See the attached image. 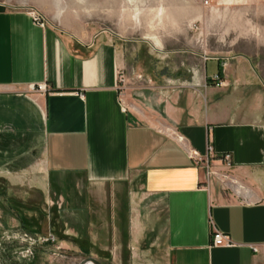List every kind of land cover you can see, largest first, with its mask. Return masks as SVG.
I'll use <instances>...</instances> for the list:
<instances>
[{
	"label": "crops",
	"instance_id": "1",
	"mask_svg": "<svg viewBox=\"0 0 264 264\" xmlns=\"http://www.w3.org/2000/svg\"><path fill=\"white\" fill-rule=\"evenodd\" d=\"M30 12L0 0V178L119 202L165 264H264V0H212L200 17L226 21L224 54L141 85L113 39Z\"/></svg>",
	"mask_w": 264,
	"mask_h": 264
},
{
	"label": "rangeland",
	"instance_id": "2",
	"mask_svg": "<svg viewBox=\"0 0 264 264\" xmlns=\"http://www.w3.org/2000/svg\"><path fill=\"white\" fill-rule=\"evenodd\" d=\"M24 2L45 22L61 21L72 30L113 39L127 56L129 69L140 75V85L149 73L183 69L190 75L189 69L203 65L205 48L211 55L227 50L226 21L209 26L208 19L200 17L202 0ZM260 60L264 66V54ZM61 196L59 191L48 196L0 178V264H79L86 257L102 264H165L163 238L147 234L133 246L125 207L119 208V202L114 210L107 201L99 205L89 198L73 206ZM50 234L55 243L42 241Z\"/></svg>",
	"mask_w": 264,
	"mask_h": 264
},
{
	"label": "built area",
	"instance_id": "3",
	"mask_svg": "<svg viewBox=\"0 0 264 264\" xmlns=\"http://www.w3.org/2000/svg\"><path fill=\"white\" fill-rule=\"evenodd\" d=\"M202 1H203L204 5L207 6L211 3L212 0H202ZM30 14L36 23H38L39 25H42V26L45 24V21L34 10H31ZM225 64L226 63H224V65ZM212 80L215 81L216 85H223V81L220 80V77L218 74L214 75ZM208 150L211 152V147H209ZM224 158L228 161L230 158L229 154H225ZM42 241L55 243L56 238L50 234L47 237H45ZM232 244L233 243L227 234L222 233L216 229L212 230V234H211V245L212 246H231ZM56 248L59 249L60 246L57 245Z\"/></svg>",
	"mask_w": 264,
	"mask_h": 264
},
{
	"label": "water",
	"instance_id": "4",
	"mask_svg": "<svg viewBox=\"0 0 264 264\" xmlns=\"http://www.w3.org/2000/svg\"><path fill=\"white\" fill-rule=\"evenodd\" d=\"M88 262H91L93 264H102L99 260H97L94 257H86L83 260H81L79 264H87Z\"/></svg>",
	"mask_w": 264,
	"mask_h": 264
},
{
	"label": "clouds",
	"instance_id": "5",
	"mask_svg": "<svg viewBox=\"0 0 264 264\" xmlns=\"http://www.w3.org/2000/svg\"><path fill=\"white\" fill-rule=\"evenodd\" d=\"M151 39H153L157 43L158 46H162L160 44V41H159V39L157 37L153 36V37H151Z\"/></svg>",
	"mask_w": 264,
	"mask_h": 264
},
{
	"label": "bare ground",
	"instance_id": "6",
	"mask_svg": "<svg viewBox=\"0 0 264 264\" xmlns=\"http://www.w3.org/2000/svg\"><path fill=\"white\" fill-rule=\"evenodd\" d=\"M87 264H93V263H91V262H88Z\"/></svg>",
	"mask_w": 264,
	"mask_h": 264
}]
</instances>
